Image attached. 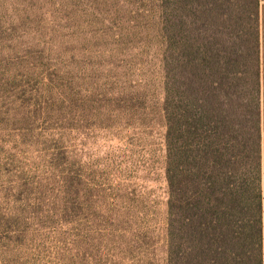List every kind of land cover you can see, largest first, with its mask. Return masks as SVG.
Segmentation results:
<instances>
[{
    "label": "rangeland",
    "instance_id": "rangeland-1",
    "mask_svg": "<svg viewBox=\"0 0 264 264\" xmlns=\"http://www.w3.org/2000/svg\"><path fill=\"white\" fill-rule=\"evenodd\" d=\"M161 16L0 0V264H167Z\"/></svg>",
    "mask_w": 264,
    "mask_h": 264
},
{
    "label": "trees",
    "instance_id": "trees-1",
    "mask_svg": "<svg viewBox=\"0 0 264 264\" xmlns=\"http://www.w3.org/2000/svg\"><path fill=\"white\" fill-rule=\"evenodd\" d=\"M167 264H264L260 0H161Z\"/></svg>",
    "mask_w": 264,
    "mask_h": 264
},
{
    "label": "crops",
    "instance_id": "crops-1",
    "mask_svg": "<svg viewBox=\"0 0 264 264\" xmlns=\"http://www.w3.org/2000/svg\"><path fill=\"white\" fill-rule=\"evenodd\" d=\"M262 207H263V214H262V222L264 223V117L262 121Z\"/></svg>",
    "mask_w": 264,
    "mask_h": 264
}]
</instances>
